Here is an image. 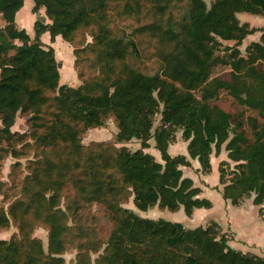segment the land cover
<instances>
[{
    "label": "trees",
    "instance_id": "trees-1",
    "mask_svg": "<svg viewBox=\"0 0 264 264\" xmlns=\"http://www.w3.org/2000/svg\"><path fill=\"white\" fill-rule=\"evenodd\" d=\"M26 1L0 0V15L5 23L0 28V133L12 136L16 114L28 110L31 104H45L48 101L46 92L53 91L57 93L55 101L59 112L54 115L48 134L42 138L46 145L57 144L60 140L77 142L79 132L66 124V118L87 127H102L104 116L113 114L119 130L117 141L122 146L115 169L138 210L146 212L159 205L176 212L182 206L186 215L192 216L195 209L211 208L210 200L199 197L201 189L183 175L182 167L191 165L187 157L171 156L169 146L177 143V127H182V138L189 142L190 158L198 159L203 173H211L210 157L214 149L217 153L220 151L222 130L230 123L226 111L212 108L207 101L226 89L242 104L264 114V80L250 81L248 78V69L264 61V33L260 43L249 46L247 57L237 48L252 32L249 24H242L237 15L264 16V0H213L210 5L205 0H190L182 31L175 33L172 28L160 34L162 40L168 38L179 45L170 59L166 76L182 90L159 76L148 77L138 72L130 73L111 87L99 84L96 88L88 85L75 88L61 84L62 65L56 59L54 48L41 41L42 35L49 32L51 42L59 36L73 45L72 34L90 24L107 0H33V13L43 17L35 22L34 39L16 22V14ZM156 1L163 3L165 0ZM143 30L158 33L161 28L145 26ZM99 41L111 57L117 55V44H112L105 34ZM224 41H235L229 80L211 78L216 64L215 51ZM197 89L202 90L200 100L194 94ZM193 106L196 109L191 116L183 118L184 111ZM159 113L161 124L153 130L154 117ZM134 139L141 142V147L131 151L126 143ZM151 139L155 140V148L163 162L145 152ZM228 156L237 164L234 170H228L231 180L227 181V170L220 163L223 198L238 206L244 198L254 194L253 203L262 207L260 216L264 219V126L256 131L252 144L241 150L232 148ZM109 161L108 156L105 162ZM32 180L39 184L41 177L38 173L35 177L29 176L22 188L24 195L29 193L27 187ZM105 187L113 191L116 186L108 184ZM0 195L1 201H5L1 190ZM58 210L54 206L42 220L49 230L53 255L48 258L42 242L31 240L32 233H27L29 202L19 199L11 202L7 209L0 207V228H9L13 223L17 227L9 240H0V264H25L23 260L28 254H25L24 244L29 241L38 244L36 250L31 251L34 253L31 262L35 259L36 264H55L63 260L59 257L63 253L60 237L65 225L59 215L62 211ZM120 213L117 229L103 258L105 264H264V256L232 248L227 234L215 222L207 227L189 229L164 219L142 218L129 208H122ZM42 257L45 262L41 263L39 258L42 260Z\"/></svg>",
    "mask_w": 264,
    "mask_h": 264
},
{
    "label": "rangeland",
    "instance_id": "rangeland-1",
    "mask_svg": "<svg viewBox=\"0 0 264 264\" xmlns=\"http://www.w3.org/2000/svg\"><path fill=\"white\" fill-rule=\"evenodd\" d=\"M205 1L210 3L213 0ZM31 2L33 0L26 1L25 9ZM189 8L190 0H165L163 3L156 0H107L94 14L90 24L81 26L72 34L73 45L62 40L53 47L56 59L62 65L61 77L67 80L73 75L74 85H67L75 88L81 85L96 88L99 84L111 87L122 82L130 73L138 72L148 77L159 76L182 90L178 83L166 76L170 59L179 50V45L168 38L162 40L160 34L172 28L175 33L182 31ZM36 16V20L43 19L39 14ZM145 26H159L161 30L152 33L143 30ZM104 34L111 39L112 44H117L116 56L111 57L108 49L100 44L99 40ZM231 50L232 47L225 44L217 48L211 78L230 79L229 65L233 59ZM242 54L246 55V51ZM248 78L250 81L264 80V61L250 67ZM194 94L200 100L202 90L197 89ZM46 96L48 101L45 104H31L28 110L16 114L12 136L0 133V190L7 201L6 204L1 201L0 207L7 209L11 202L19 199L29 202L30 211L26 219L30 225L26 227L27 233H32L31 240L38 239L42 242L46 257L50 258L53 255L48 240L49 230L42 220L57 206L60 209L58 211H62L59 215L65 227L60 237L63 253L59 257L63 260L55 264H105L103 258L107 253L109 240L117 229L122 208L136 211L128 187L122 183L121 176L115 169L116 158L122 148L117 141L119 130L116 118L113 114H107L102 127H87L66 118V124L79 132L77 142L60 140L57 144L46 145L42 138L48 134L54 115L59 112L55 101L57 93L48 91ZM207 104L226 111L229 116L230 125L222 130L219 142V149L227 155L232 148L241 150L252 144L256 131L264 126V114L261 110L242 104L226 89H221L218 96L207 101ZM195 109L196 106H193L184 111L183 118L187 115L190 117ZM161 120L160 113L154 117L153 130L160 126ZM182 132V127H177L176 136H180ZM150 143L145 151L156 155L163 162L155 148V140L151 139ZM126 146L135 151L140 149L141 142L134 139L126 143ZM186 146L187 143L180 144L173 149L172 154L189 155ZM108 156L110 161L105 162ZM196 160L198 159L194 160L195 165ZM236 164L229 156L227 161L221 163L227 170V181L231 180L228 170H234ZM185 170L194 174L195 167H187ZM37 173L41 177L40 183L34 184L32 180L27 187L29 193L24 195V182ZM108 184H114L115 189L109 191L105 187ZM254 196L252 194L243 199L244 208L249 210L247 215L237 214L239 210L232 214L233 219L241 223L242 227L254 222L256 212L250 209ZM212 202L218 209H222L224 200L221 195L213 197ZM147 216L154 218L163 216V213L149 212ZM228 219L227 215V222ZM13 226L11 232L2 236L9 237L13 230H17L14 223ZM37 245L35 241L24 244V249L27 250L25 254H28L23 260L25 264H36L35 259L31 262L34 254L31 251L36 250ZM237 245L242 246L243 243L239 242ZM39 261L45 262L43 257Z\"/></svg>",
    "mask_w": 264,
    "mask_h": 264
},
{
    "label": "crops",
    "instance_id": "crops-1",
    "mask_svg": "<svg viewBox=\"0 0 264 264\" xmlns=\"http://www.w3.org/2000/svg\"><path fill=\"white\" fill-rule=\"evenodd\" d=\"M207 3V2H206ZM211 3V2H210ZM210 3H207L210 5ZM33 7H34V2H31L27 9H25V6L16 14V22L18 25L21 27L20 29H25L27 33H29L31 39H34L35 37V22L36 20V14L33 13ZM44 13V12H43ZM21 15V16H20ZM1 16V15H0ZM239 21L244 24L247 23L250 26V29L252 32L248 34L241 44L237 46V48L240 50L241 55L243 57H247L248 55V48L250 45L254 43H260L263 33H264V16L261 15H253L249 13H240L237 15ZM22 18L24 20H22ZM5 25L3 19L0 17V28ZM63 39L61 37H56L55 42H51V36L49 32H46L42 35L41 41L47 45V46H52L56 47V44L61 42ZM64 41V40H63ZM225 45H229L231 47L234 46L235 41H224L223 42ZM65 45V44H64ZM242 47L245 49L243 50ZM243 51H246V55H243ZM261 62V61H259ZM258 62V63H259ZM257 64V63H256ZM254 64V65H256ZM250 69V68H249ZM248 69V71H249ZM60 74H61V69H60ZM62 77H60V82L61 84H71L74 85V77L73 75H70L67 80H64ZM187 143L186 148L188 149V144L189 142H186L182 138V134L180 136H177V143L174 145L169 146V153L171 156H177V155H185L187 159L190 162V166L187 167H195V172L193 174H189L186 172L185 168L187 167H182L183 175L186 178H190L195 187H198L201 189V194L200 198H205L208 199L212 202L213 197L218 198L219 195L222 196V190H223V185L220 184V174H219V166L220 163L223 161H227L228 155L225 154L223 150H220L218 153L213 150V153L210 157L211 159V165H212V172L211 173H203L201 165L198 160H196V165H195V159L190 158L189 155L184 154V153H179V154H172V151L175 147L180 146V144ZM151 145V143H150ZM156 145V144H155ZM158 151V150H157ZM146 152V151H145ZM151 154V153H150ZM158 154L161 158V154L158 151ZM153 155V154H152ZM156 159L157 156L153 155ZM158 160V159H157ZM159 161V160H158ZM160 162V161H159ZM198 165V166H197ZM199 174L198 176H196ZM195 175V177H194ZM2 197L0 195V201ZM253 199L251 200L250 204V209L252 212L255 213V218L254 222L251 225H245L242 227V224L239 222H236L235 219H233L232 214L236 211L237 214L241 215H247L249 212L248 209L244 208V201L238 205L234 206L229 200H224L222 209H218L216 205L212 202L213 206L209 209L207 208H200V209H195L192 216H187L184 208L181 206L180 209L176 212L169 211L168 209L161 208L159 205H156L153 208H150L148 211H140L136 207V211H138L140 214H138L135 210H133L138 216L146 219H153V220H158V219H164L166 221L170 222H175V223H181L183 224L186 228L189 229H195L198 227H207L209 226L212 222L217 223L220 228L222 229L223 233L227 234V237L229 239V245L234 248L235 250L241 251L243 253H249L253 255H257L260 257L264 256V219L260 216V210L261 206H256L253 203ZM134 205V204H133ZM233 207H232V206ZM132 210V209H131ZM236 210V211H235ZM153 212L154 214L156 213H163V216H158V217H151L147 216V213ZM169 213L175 214V215H170ZM227 215L229 216L228 222H227ZM173 219V221H172ZM14 226H11L6 229L0 228V240H9L14 233L17 232V230H13L11 234L8 236H2L8 232L12 231V228ZM231 234V235H229ZM241 242L243 243L242 246L237 245V243Z\"/></svg>",
    "mask_w": 264,
    "mask_h": 264
}]
</instances>
